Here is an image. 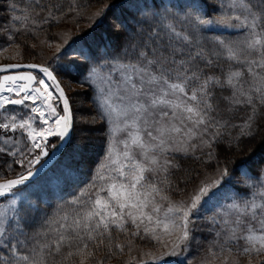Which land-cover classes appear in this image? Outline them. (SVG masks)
<instances>
[{
  "label": "snow or ice",
  "instance_id": "6c2138e0",
  "mask_svg": "<svg viewBox=\"0 0 264 264\" xmlns=\"http://www.w3.org/2000/svg\"><path fill=\"white\" fill-rule=\"evenodd\" d=\"M7 7L15 11L17 5L8 0ZM110 7L122 12L113 25L121 36L118 48L97 43L91 34L73 37L62 30L51 63L0 65V73L28 69L0 75V153L21 167L15 178L0 182V197H6L0 264H85L101 246L110 258L114 249L124 250L121 233L155 241L157 251L144 253L152 264H193V213L221 200L231 202L209 217L219 228L200 264H212L208 256L226 261L234 251L264 259V0H120L93 19ZM74 10L68 5L65 11L61 0H30L12 19L35 34L41 25L59 27ZM65 75L96 85L108 144L90 182L33 227L38 208L30 201L40 200L49 137L59 141L52 156L71 143L73 112L60 83ZM52 87L62 114L51 103ZM241 109L245 117L237 123ZM96 118L86 116L81 123ZM236 128L221 162L219 142ZM87 147L73 145L58 174L47 179L72 187L76 169L69 161L82 158ZM198 150L216 159L214 170L187 199H172L178 158ZM5 168L11 171L7 161Z\"/></svg>",
  "mask_w": 264,
  "mask_h": 264
},
{
  "label": "rangeland",
  "instance_id": "374dc122",
  "mask_svg": "<svg viewBox=\"0 0 264 264\" xmlns=\"http://www.w3.org/2000/svg\"><path fill=\"white\" fill-rule=\"evenodd\" d=\"M113 1L117 2L120 0ZM61 2L64 3L65 0H61ZM105 5H108V3H106L105 1H101L96 2L86 10L68 12L67 16L61 22L59 27L52 26L48 28L46 24L41 25V27L37 29L35 34L30 31H25L22 28H19L17 30L15 27L11 26V24H14L13 20L3 21L2 12L0 11V65L51 63V58L56 52V44L59 42V36L57 35V33L62 30L70 31L73 37L86 34L100 22L102 16L95 19H93V17L95 16V13L104 9ZM42 27L46 28L42 30ZM9 34L14 36L13 40L8 39ZM18 34H22V36H24L22 37L23 39H21V41L20 39H17ZM60 83L65 91L66 96L69 99L70 106L73 112L74 127L71 143L74 140H76V143H82L85 141L83 140L85 136L89 137V135L94 136V134H96L97 130L96 132H94L93 130H91V128H97V123L99 122L96 119L95 123H89L87 125L81 123L83 117L93 116L91 112L92 110L88 104V94L85 88L65 76L60 78ZM91 88L94 92L93 97L96 99L98 107L99 93L96 92V85H92ZM50 91L52 92L51 103L54 107H56L57 112L62 114L63 104L58 99V92L56 91L55 87L50 88ZM28 103L29 105L31 104V102ZM112 103L114 106H118L120 101L116 98H113ZM37 106H41V103L39 101L37 102ZM0 117H2V113H0ZM244 117L245 112L243 115L238 116L237 123H239ZM48 118L49 121L52 122L53 117L50 114L48 115ZM104 120L107 123V120ZM0 122H2V118H0ZM85 128L88 129L87 132L82 131ZM236 133H234L227 139L226 143L228 145L229 140L232 139V137L235 136ZM233 141L232 144L234 143ZM57 143V137H49V150L52 151V145ZM247 143L249 142L245 141L241 146H246ZM189 156L193 157V155L191 154H189ZM11 159L12 158L7 156L6 154L0 153V168H2V170L0 169V182L5 179L15 178L16 174L21 171L20 165L12 163ZM5 161L11 164V171H8L5 168ZM213 170L214 169H210L204 173H198L196 175L192 174L193 176L188 181L186 186V194L176 200L187 199L192 194V189L196 187L199 182ZM230 202L231 201L229 200H221L220 204L217 205L205 204L202 208L199 209L198 212L193 213L191 235L194 240L192 242L191 255L189 257L193 260V264H200L201 258L207 255V249L209 248L210 242L215 238V231L219 228V225H214L209 217L221 211L222 205H226ZM5 204L6 197H1L0 208H3ZM219 218L220 217L217 216V219ZM129 239H131L132 241L131 245L128 244ZM121 244L124 245V250L122 252H116V254L112 255L110 258L109 256L104 259L101 256H99L100 259L90 258V260L88 262L86 261L85 264H95V262L99 260H103L104 264H138V262L142 259L146 261V264H152L151 260H149L148 257L144 255V253H147L149 251L155 252L158 249V245H156V242L152 241L150 238L142 240L139 237L132 238L130 236H126L125 234H123ZM129 248H131V251H129ZM225 255H227V253H225ZM208 259L212 262V264H234V261H237L238 264H264V259L256 257L255 254L249 256L248 254L236 253L235 251L231 256L228 257L226 261L224 260L223 256L219 255L215 258L208 256Z\"/></svg>",
  "mask_w": 264,
  "mask_h": 264
},
{
  "label": "trees",
  "instance_id": "16d2710c",
  "mask_svg": "<svg viewBox=\"0 0 264 264\" xmlns=\"http://www.w3.org/2000/svg\"><path fill=\"white\" fill-rule=\"evenodd\" d=\"M105 1L108 3V5L111 4H119L120 1H113V0H65L63 3L65 5V11H67L66 5H72L75 10L72 12H77L80 10H86L89 7H91L96 2ZM13 2L17 5V8L15 11H11L8 9L7 4L8 0H0V11L2 12L3 21L6 20H13L12 17L14 15H22V10L26 7V5L30 1L26 0H13ZM229 0H224V3L227 4ZM117 18H122V12L119 7L115 8H108L105 12V14L101 17L100 22L92 28L89 32L86 34H91V36L94 38V40L97 43L104 44L107 42H111L114 46V48H118L121 43V36L118 35L114 29L113 25L116 23ZM11 26L15 27L17 30L20 28L19 22H14V24H11ZM49 28L50 26L47 25ZM46 27H42V30H44ZM235 35V34H233ZM17 39H23L22 34H18ZM65 77L73 80L75 83H77L80 86H83L85 88L87 94H88V104L91 108V112L93 116H96L97 121L99 123L98 127L91 128L96 134L94 136L87 137V140L82 142L87 143L88 147L86 150V153L84 156L78 160H71L69 163L71 166L76 169V179L72 187L67 186L62 181L57 182L55 179H47L50 177H53L54 174H58L61 166L66 162V158L69 156V154L72 151L73 145L78 144L76 143V140L72 141L71 145L69 146L67 152L65 155L50 169L49 172L45 174L42 178H40L41 183V191L39 193L40 200L37 202L36 199H32L30 202L35 205L38 208V211L34 214L37 223L33 225V227H39V223L42 222L43 219L52 216L57 206L62 204L64 200H70L71 196L73 194L78 195L79 190L81 188H84L85 185H87L92 175L96 172L98 166L104 162V156L105 151L108 144V125L104 119H100V117L97 115L98 107L96 103V99L93 97L94 92L92 88L88 85V83H80L78 79L73 78L71 76L65 75ZM224 105V101H221V106ZM244 114V110L241 109L235 114L236 122L238 116H241ZM232 135L239 131L238 128L236 129H230ZM230 136L228 135V132H225L223 137L221 138L219 142V159L221 162L223 161V156L225 150L229 147V145L226 143L227 139ZM81 140V139H78ZM83 140H85L83 138ZM246 141V140H245ZM242 141L241 145L245 142ZM234 145L232 144L233 148H235V141H233ZM247 142V141H246ZM217 148L216 145H214L213 155L214 157L217 155L215 149ZM208 150L205 149L204 152L206 153ZM198 157V158H197ZM12 161V159H11ZM178 163L180 164L179 171H176L173 169V172L175 173L173 180H179V183H174L173 188L170 192V195L172 196V199L176 200L179 199L181 196L185 195L187 192V183L193 176L192 174H201L206 172L207 170H212L216 166V159L209 160L205 154H201L200 151H198L196 156H187L179 157ZM4 168V166H3ZM2 170V168H0ZM4 170V169H3ZM14 173V172H13ZM78 185V187H77ZM259 199L257 200V203H259ZM25 207H27V203H25ZM29 231L33 230L32 228L28 229ZM115 236V233H114ZM123 238V233L120 234L119 242L121 243V240ZM115 252H120L118 249H114ZM99 256H101L103 259L108 256L107 250L101 246V248L94 252V256L92 258L100 259ZM78 261V257L74 258ZM89 261V260H88ZM87 261V262H88Z\"/></svg>",
  "mask_w": 264,
  "mask_h": 264
},
{
  "label": "water",
  "instance_id": "95a60500",
  "mask_svg": "<svg viewBox=\"0 0 264 264\" xmlns=\"http://www.w3.org/2000/svg\"><path fill=\"white\" fill-rule=\"evenodd\" d=\"M26 64H28V63H26ZM26 64H20V65H26ZM30 64H34V63H30ZM28 69H25V68H20V69H14V70H12V71H10V72H8V73H0V74H2V75H4V74H15L16 72H18V71H27ZM49 83H51V82H49ZM57 95L59 96V93H57ZM62 102V101H61ZM72 135H73V130H72V133H71V137H70V140H72ZM59 144V141H58V143L56 144V145H58ZM69 145H70V143L67 145V147H65L63 150H62V152L61 151H57L56 152V155L55 156H52V152L54 151V149H52V151L51 152H49V157H43L42 159H41V163H43V161L44 160H48L49 161V168L50 167H52L53 165H54V163L58 160V159H60L61 157H62V155L65 153V151L67 150V148L69 147ZM39 164L37 165V168H39ZM1 182H3V181H1Z\"/></svg>",
  "mask_w": 264,
  "mask_h": 264
},
{
  "label": "bare ground",
  "instance_id": "6f19581e",
  "mask_svg": "<svg viewBox=\"0 0 264 264\" xmlns=\"http://www.w3.org/2000/svg\"><path fill=\"white\" fill-rule=\"evenodd\" d=\"M261 134H264V131H262V133Z\"/></svg>",
  "mask_w": 264,
  "mask_h": 264
}]
</instances>
